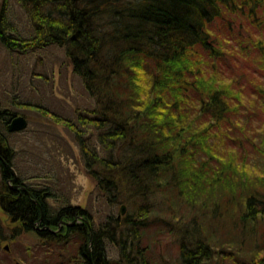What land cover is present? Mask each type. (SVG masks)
<instances>
[{"label": "trees", "instance_id": "16d2710c", "mask_svg": "<svg viewBox=\"0 0 264 264\" xmlns=\"http://www.w3.org/2000/svg\"><path fill=\"white\" fill-rule=\"evenodd\" d=\"M9 1L0 44L10 57L63 49L92 101L68 127L105 211L96 226L93 209L50 206L56 195L23 175L26 189L15 193L4 175L0 211L14 227L0 224V246L32 235L42 255L25 264H264V131L251 145L257 174L239 134L248 126L243 89L264 114V0H16L29 37L10 20ZM239 19L248 36L234 33ZM227 55L251 56L246 74L225 72ZM0 111L10 163L17 151L6 127L17 114ZM179 230L176 262L152 252L172 254V241H158Z\"/></svg>", "mask_w": 264, "mask_h": 264}, {"label": "rangeland", "instance_id": "374dc122", "mask_svg": "<svg viewBox=\"0 0 264 264\" xmlns=\"http://www.w3.org/2000/svg\"><path fill=\"white\" fill-rule=\"evenodd\" d=\"M2 2L3 0H0V9ZM8 8L10 20L20 34L24 37L31 36L30 23L16 0H10ZM240 32L248 36L245 28L241 29L239 19L234 24V33L240 35ZM227 44L229 48L238 50L235 41H228ZM238 58L243 59L240 55H227L223 63H226L225 72L228 71L235 77L246 74L251 63V56L243 60ZM259 74H264V70L258 69V78L263 80V76ZM243 90L245 94L241 112L244 114V120L239 121L241 123L248 121V126L243 133L239 132V134L245 135L243 139L248 143L246 144V164L249 167H255V174H257V169H261L259 167L262 166V162L253 156L251 145L258 144L257 128L259 127L261 132L264 131V114L260 112L262 111L261 106L250 105L249 101L255 100L253 92L249 89ZM20 99L29 103L26 105H31V107L21 106L24 103H21ZM0 105L3 109L12 110L28 121L27 129L11 138L17 154H20V158L17 155L15 161L20 177L23 175L21 178L25 179L28 184L32 181L31 184H35V187L38 186L39 189L48 187L56 195L54 199L48 201L50 206L53 205L56 208L65 206L67 202L64 199H66L73 207L93 209V212L98 215L95 221L98 226L102 222L105 208L101 198L98 197L100 195L95 190V182L84 169L78 148L68 127L69 122L76 121L78 111L90 108L92 101L79 78L73 74L72 66L64 50L54 47L34 56L21 55L11 58L0 44ZM249 124H252V130ZM31 177L36 178L28 180ZM127 212L126 207L125 214ZM0 224L7 230L14 227L7 225L1 211ZM181 234L179 230L175 232L176 237L158 241L165 246H170L172 241L175 248L172 254H165V251L154 247L152 252L157 253L162 259L176 262L179 256L177 248L181 243ZM39 242L32 235L19 236L9 243L3 242L0 246V264H25V259L29 258L32 261L34 254L37 255V259L41 258ZM174 243H177V247ZM224 264H232V262L227 260Z\"/></svg>", "mask_w": 264, "mask_h": 264}, {"label": "flooded vegetation", "instance_id": "af4514ba", "mask_svg": "<svg viewBox=\"0 0 264 264\" xmlns=\"http://www.w3.org/2000/svg\"><path fill=\"white\" fill-rule=\"evenodd\" d=\"M0 110H4L2 107H1V105H0ZM16 117V116H15ZM14 117V118H15ZM0 121H1V111H0ZM11 122V121H10ZM7 124V123H6ZM10 124V123H9ZM9 124L7 125V127H6V130L8 131V126H9ZM20 134V132L18 133V134H14V135H19ZM0 144L2 145L3 144V142L0 140ZM3 149H6V146L3 148ZM18 155V154H17ZM17 155L15 156V158L14 159H11V161H10V163H7V159H6V161H4V159H3V155L2 154H0V162L1 163H3V164H5L6 165V168H5V170L4 169H2L1 168V170H0V178H2L4 175H8L9 176V174L12 176V179L11 180H7L6 182H4V183H6V184H8L9 185V187H10V189H11V191H13V192H15V193H20V190L22 189H26L25 188V182L24 181H21V184H20V172L18 171L17 172V170H16V166H15V161H16V157H17ZM18 158H20V154L18 155ZM5 162V163H4ZM21 188V189H20ZM46 195H44L43 196V198H44V200L46 199ZM1 213L3 214V212L1 211ZM4 215V214H3ZM5 216V215H4ZM78 219H80V217H77V219H75L74 221L76 222ZM74 221H72V222H74ZM5 222H7V225H9V226H12L11 225V223L9 222V219L5 216ZM72 222H70V224L72 223ZM6 224V223H5ZM64 224H69V223H67V222H64V221H61L60 223H59V225H58V227H59V229H58V232H61V230H62V227H63V225Z\"/></svg>", "mask_w": 264, "mask_h": 264}, {"label": "water", "instance_id": "95a60500", "mask_svg": "<svg viewBox=\"0 0 264 264\" xmlns=\"http://www.w3.org/2000/svg\"><path fill=\"white\" fill-rule=\"evenodd\" d=\"M28 127V121L24 117H16L8 127L10 133L21 132ZM126 207H122V215H125Z\"/></svg>", "mask_w": 264, "mask_h": 264}]
</instances>
